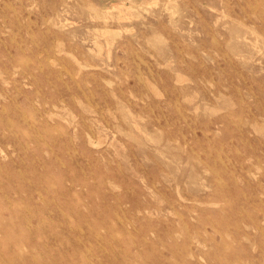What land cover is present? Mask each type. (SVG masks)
Masks as SVG:
<instances>
[{"label":"rangeland","instance_id":"obj_1","mask_svg":"<svg viewBox=\"0 0 264 264\" xmlns=\"http://www.w3.org/2000/svg\"><path fill=\"white\" fill-rule=\"evenodd\" d=\"M0 264H264V0H0Z\"/></svg>","mask_w":264,"mask_h":264},{"label":"bare ground","instance_id":"obj_2","mask_svg":"<svg viewBox=\"0 0 264 264\" xmlns=\"http://www.w3.org/2000/svg\"><path fill=\"white\" fill-rule=\"evenodd\" d=\"M13 8V7H12ZM46 59V58H45ZM47 60H48V57H47ZM9 120V119H8Z\"/></svg>","mask_w":264,"mask_h":264}]
</instances>
